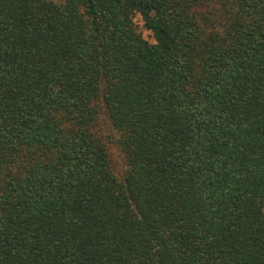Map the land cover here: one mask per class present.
Listing matches in <instances>:
<instances>
[{"label": "trees", "instance_id": "trees-1", "mask_svg": "<svg viewBox=\"0 0 264 264\" xmlns=\"http://www.w3.org/2000/svg\"><path fill=\"white\" fill-rule=\"evenodd\" d=\"M0 264H264V0H0Z\"/></svg>", "mask_w": 264, "mask_h": 264}, {"label": "rangeland", "instance_id": "rangeland-1", "mask_svg": "<svg viewBox=\"0 0 264 264\" xmlns=\"http://www.w3.org/2000/svg\"><path fill=\"white\" fill-rule=\"evenodd\" d=\"M135 21H136V24L138 25L137 27H138L139 31L143 34V36H144L146 39H148L149 41H153L151 33H150V32H147V31L143 28L142 22L139 20L138 17L136 18ZM110 133L113 135L114 142L116 143V141H117V137H118V133H117L116 131H112L111 129H110ZM115 143H114L115 150H116L117 154L120 155V153H119V149H118V147H117V144H115Z\"/></svg>", "mask_w": 264, "mask_h": 264}]
</instances>
